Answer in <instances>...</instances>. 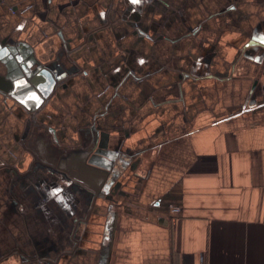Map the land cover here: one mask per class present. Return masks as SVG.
<instances>
[{
  "label": "crops",
  "instance_id": "0c3cea01",
  "mask_svg": "<svg viewBox=\"0 0 264 264\" xmlns=\"http://www.w3.org/2000/svg\"><path fill=\"white\" fill-rule=\"evenodd\" d=\"M0 43L59 83L0 94V264H264V0H0Z\"/></svg>",
  "mask_w": 264,
  "mask_h": 264
},
{
  "label": "water",
  "instance_id": "95a60500",
  "mask_svg": "<svg viewBox=\"0 0 264 264\" xmlns=\"http://www.w3.org/2000/svg\"><path fill=\"white\" fill-rule=\"evenodd\" d=\"M58 84L44 69L32 47L23 43H0V94L6 104L12 99L11 109L20 121L36 123L37 117L46 120L50 115L47 106ZM120 153L118 141H112L107 133L100 132L95 136L88 156L99 166L103 176L99 190H96L102 196L107 193L108 199L114 202L116 200L109 191L126 166ZM111 225L108 224L109 229Z\"/></svg>",
  "mask_w": 264,
  "mask_h": 264
},
{
  "label": "built area",
  "instance_id": "2783aa9c",
  "mask_svg": "<svg viewBox=\"0 0 264 264\" xmlns=\"http://www.w3.org/2000/svg\"><path fill=\"white\" fill-rule=\"evenodd\" d=\"M170 209H171L172 212H179L181 210V206L180 205H176V204H172V205H170Z\"/></svg>",
  "mask_w": 264,
  "mask_h": 264
},
{
  "label": "snow or ice",
  "instance_id": "6c2138e0",
  "mask_svg": "<svg viewBox=\"0 0 264 264\" xmlns=\"http://www.w3.org/2000/svg\"><path fill=\"white\" fill-rule=\"evenodd\" d=\"M134 2H139V0H134Z\"/></svg>",
  "mask_w": 264,
  "mask_h": 264
}]
</instances>
